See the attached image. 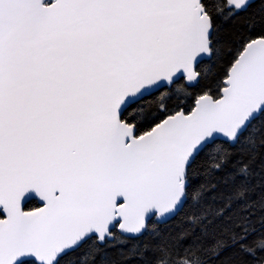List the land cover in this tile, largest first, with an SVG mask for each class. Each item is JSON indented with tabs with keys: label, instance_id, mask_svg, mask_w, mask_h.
<instances>
[{
	"label": "snow or ice",
	"instance_id": "obj_1",
	"mask_svg": "<svg viewBox=\"0 0 264 264\" xmlns=\"http://www.w3.org/2000/svg\"><path fill=\"white\" fill-rule=\"evenodd\" d=\"M0 264H264V0H0Z\"/></svg>",
	"mask_w": 264,
	"mask_h": 264
}]
</instances>
